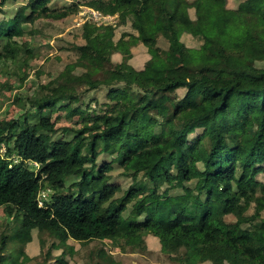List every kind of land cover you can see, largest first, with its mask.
Instances as JSON below:
<instances>
[{
	"label": "trees",
	"instance_id": "trees-1",
	"mask_svg": "<svg viewBox=\"0 0 264 264\" xmlns=\"http://www.w3.org/2000/svg\"><path fill=\"white\" fill-rule=\"evenodd\" d=\"M7 1L0 0V13ZM236 1L229 9L227 0H84V7L118 16L122 25L130 21L137 35L126 34L124 44H141L149 59L136 71L130 54L113 41L114 27L85 23L72 66L81 73L71 74L73 85H40L22 120L0 122V208L19 213L22 222L14 244L29 243L32 232L47 233L61 248L68 239L121 245L153 235L161 243L178 240L181 264H264V184L256 180L264 173V65L258 66L264 63V0ZM47 3L28 0L12 18L0 19V67L21 53L27 61L33 57L35 45L16 41L29 24L40 16L67 15ZM184 37L197 40L199 48L184 45ZM159 38L167 49L157 46ZM99 87L109 89L111 104L102 115L83 117L72 104ZM179 89L187 90L181 99L175 97ZM62 102L67 104L57 108ZM55 109L64 110L67 120L80 114L77 131L65 130L73 134L70 140L51 137ZM199 129L205 137L189 139ZM102 154L115 156L132 178L142 173L151 180L160 172L169 188L182 189L195 181L198 197L205 198L192 206L183 196L170 203L167 192L159 195L154 187L137 219L128 220L121 199L131 202L145 191L130 188L115 198L122 190L107 176L110 163L97 165ZM219 160L237 164L230 181L214 166ZM137 161L143 165L134 169ZM226 215L235 222L226 223ZM39 245L36 264H49L52 250L44 253L41 238ZM12 254L0 257V264L31 261L19 247ZM96 258L93 264H101L98 253ZM56 262L67 264L61 257Z\"/></svg>",
	"mask_w": 264,
	"mask_h": 264
},
{
	"label": "rangeland",
	"instance_id": "rangeland-1",
	"mask_svg": "<svg viewBox=\"0 0 264 264\" xmlns=\"http://www.w3.org/2000/svg\"><path fill=\"white\" fill-rule=\"evenodd\" d=\"M28 0H8L3 11L0 13V19L7 20L15 15L17 9L27 3ZM46 7L51 11L63 12L66 11L67 15L59 19L44 18L40 16L33 23L29 24L27 30H25L24 36L16 38V41L24 44L35 45L34 55L30 61L26 60V55L21 53L18 60L15 63H7L0 67V122L22 120L24 114L29 111L30 102L33 101L37 87L40 85H47L55 82V85L63 86L62 88H70L72 83L71 74H79L80 70H76L72 66L77 59V52L75 47L83 44L82 28L87 19V16L80 18L79 13L83 10L88 11L87 7L83 6L84 0H47ZM79 4V7L74 9V5ZM227 8H235L237 6L236 0H227ZM28 14L29 11H26ZM192 13V12H191ZM106 16V15H104ZM107 20L97 22V27L112 26L114 27L113 41L116 43L118 49L124 54H130L129 64L134 69L143 68L144 63L149 59L147 50L141 44H137L134 47L127 48L124 44L127 37V33L136 34L131 28L130 21H126L124 25L120 24L118 16H106ZM177 17L184 24L186 29H189V23L184 12H179ZM254 23V20L250 24ZM86 24H90L87 23ZM95 24V22L93 23ZM96 25V24H95ZM264 35V33H261ZM263 35L259 37L264 39ZM182 42L186 46L192 47V49H198L197 40H191L189 37L182 38ZM157 46L160 49H167L168 43L159 38ZM31 48V49H32ZM120 54V53H119ZM121 55V54H120ZM120 55L115 57L116 60H120ZM263 64H258L262 67ZM20 68V71H19ZM80 71V72H79ZM26 76L24 81L21 78ZM113 78L107 77L106 83L109 84ZM58 82V83H57ZM107 88L99 87L96 90L90 91L81 98V104L73 103L72 107H78L83 114V117H94L96 115H102L106 110V106L111 102L108 100ZM187 93L186 89H179L175 92V97L181 99ZM53 95H56L55 93ZM187 95H192L187 94ZM65 102L59 103L58 106H64ZM153 113L149 112L148 117H153ZM80 114L76 113L71 117V120H67L64 110L55 109L51 111V123L53 124L54 134L52 139H64L70 140L73 137L71 132L65 131H77L78 127L75 126V122L79 120ZM145 115L140 117L143 121ZM142 123V122H141ZM159 128H156V132ZM202 129L196 130L189 139L194 137L204 138L206 132H202ZM122 143V139H119ZM99 149L101 145L98 144ZM3 149L1 150V153ZM115 156L100 155L97 159V165L101 163H110L111 170L107 173V176L112 179V182L120 184L121 192L116 194L115 198L123 196V192L130 188L144 189L145 193L138 195L131 202H128L126 198H122L120 201L126 205L124 216L128 220H136V211L140 205H144L145 202L150 200V190L154 187L157 188L158 194L161 195L164 192L168 194V200L173 202V198L176 196H183L185 203L193 205L198 203L199 199L204 200L205 194L199 198L196 193L195 181L188 182L184 188H169L164 182L162 173L155 174L151 180L146 178L142 173H139L132 178V176L126 175L123 172V168L119 163L114 161ZM143 165V162H134V169H139ZM214 166L218 170L219 175L230 181L234 173L239 172V168L236 165L222 163L221 160L217 161ZM39 166H35L38 169ZM133 169V168H132ZM256 180L264 184V173H260L256 176ZM70 182L66 183L67 187H70ZM73 190V189H72ZM198 200V201H197ZM41 202V201H40ZM42 203V202H41ZM254 205H251L246 214L251 215L253 213ZM264 215V214H263ZM143 216V215H141ZM142 220V218H138ZM226 223H234L235 218L231 215L224 216ZM245 227H249L248 224ZM22 228L21 215L19 213H5L0 208V257H8L13 255L12 252L17 247L21 248L24 256H27L31 261L28 264H36L41 260V248L39 240L43 241V251L52 250V258L49 264H58L56 262L58 257L63 258L67 264H93L95 262L96 254L98 253L101 264H181L180 255L182 250L179 251L178 240L171 239L167 243H161L153 236L148 235L143 239V243L129 241L126 244L116 245L107 240H93L87 243H79L68 239L65 243L67 248L59 247L57 239L51 238L47 233L41 234L32 232V241L22 245L15 242V236L20 232ZM53 247V248H52ZM63 252V254H62ZM93 253L94 258H93ZM15 254V253H14ZM23 258V257H22ZM21 258V259H22ZM38 259V260H37ZM97 260V258H96ZM5 264H10L6 262ZM203 264V263H202ZM208 264V263H204Z\"/></svg>",
	"mask_w": 264,
	"mask_h": 264
},
{
	"label": "built area",
	"instance_id": "built-area-1",
	"mask_svg": "<svg viewBox=\"0 0 264 264\" xmlns=\"http://www.w3.org/2000/svg\"><path fill=\"white\" fill-rule=\"evenodd\" d=\"M79 17L80 18H83L85 16H87V19H90L92 20L93 22L91 21H86L87 23H90V24H93L95 22L96 26H97V22H100V21H105L107 20L106 16L102 15L101 13H99L98 11H94L92 9H88V11L86 10H83L81 11L79 14ZM85 22V23H86ZM101 26V25H100ZM37 166V165H36ZM39 205H43L41 202L39 203Z\"/></svg>",
	"mask_w": 264,
	"mask_h": 264
},
{
	"label": "crops",
	"instance_id": "crops-1",
	"mask_svg": "<svg viewBox=\"0 0 264 264\" xmlns=\"http://www.w3.org/2000/svg\"><path fill=\"white\" fill-rule=\"evenodd\" d=\"M112 17V16H111ZM127 34H130V33H127ZM132 35H137V34H132ZM134 47V46H133ZM131 49V48H130ZM148 54V53H147ZM118 55H120L119 53H117V54H115L114 56H113V59H114V61L115 62H119L120 60H121V55H120V60L118 61V60H116L115 59V57H117ZM146 63V62H145ZM144 63V64H145ZM143 67H144V65H143ZM143 68H141V69H139V70H142ZM136 71H139V70H137V69H135Z\"/></svg>",
	"mask_w": 264,
	"mask_h": 264
}]
</instances>
